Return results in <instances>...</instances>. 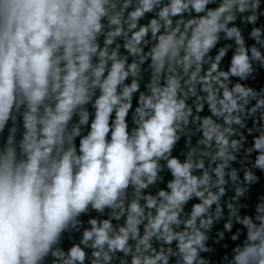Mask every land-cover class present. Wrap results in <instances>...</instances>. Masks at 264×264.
I'll use <instances>...</instances> for the list:
<instances>
[{
  "label": "clouds",
  "instance_id": "1",
  "mask_svg": "<svg viewBox=\"0 0 264 264\" xmlns=\"http://www.w3.org/2000/svg\"><path fill=\"white\" fill-rule=\"evenodd\" d=\"M0 264H264V0H0Z\"/></svg>",
  "mask_w": 264,
  "mask_h": 264
}]
</instances>
